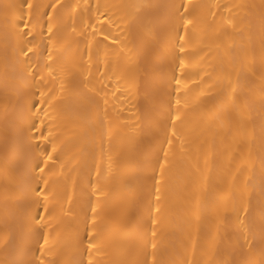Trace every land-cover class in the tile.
<instances>
[{
  "label": "bare ground",
  "instance_id": "bare-ground-1",
  "mask_svg": "<svg viewBox=\"0 0 264 264\" xmlns=\"http://www.w3.org/2000/svg\"><path fill=\"white\" fill-rule=\"evenodd\" d=\"M22 2L0 0V236L14 226L16 211L17 186L6 178L5 168L11 176L19 174L23 164L5 150L6 137L12 132L16 92L23 85L13 56L17 40L4 26L6 17L11 16L10 6L19 8ZM31 2L46 5L56 0ZM167 2L170 0H59L52 47L73 81L71 95L54 101L55 127L49 138L56 147L52 190L67 212L58 226L53 225L57 247L49 259L60 264L76 255L75 233L78 227L82 229L81 210L89 199L96 202L97 196L102 211L96 224L95 234L100 240V250L93 252L96 264H133L142 258L134 242L150 227L149 215L157 219L158 242L168 260L187 258L198 264L229 258L250 260L252 264L264 262L258 247L251 253L247 247H240L250 224L259 238L264 212L260 195L264 185V102L259 87L264 31L259 9L243 7L260 5L261 0H183L197 7L186 38L185 67L180 69L178 61L175 65V75L181 78V119L176 121V135H172V122L161 107L159 94L162 78H170L173 67L163 40L153 39L147 27L113 25L109 30L119 43L99 51L93 47L92 59L87 62L89 50L82 32L88 17L94 14L90 8L98 3L120 6ZM114 11L117 23L120 17L135 13L131 7ZM106 43L111 44V40ZM81 65L84 77L79 74ZM236 70H240L239 78ZM85 77L88 88L81 83ZM229 82L236 88V95L247 97L243 119L227 99ZM53 86L49 82L48 87ZM175 96L173 92V112L177 107ZM105 107L109 121L103 127L101 153ZM109 125L113 129L111 139ZM90 140L95 141L94 147L88 144ZM42 143L52 150V144ZM157 204L159 212L155 211ZM246 205L248 213L244 212ZM121 220L124 231L115 236L113 225Z\"/></svg>",
  "mask_w": 264,
  "mask_h": 264
},
{
  "label": "snow or ice",
  "instance_id": "snow-or-ice-1",
  "mask_svg": "<svg viewBox=\"0 0 264 264\" xmlns=\"http://www.w3.org/2000/svg\"><path fill=\"white\" fill-rule=\"evenodd\" d=\"M59 0L56 3L46 5L33 4L31 0H24L17 8H12L10 18L6 17L4 21L5 31H13L17 44L13 49V56L16 59V71L18 79L23 88H18L16 92L17 104L13 113L11 122V135L6 137L5 150L11 152L17 160H22V169L19 174L9 175L8 168H5V176L9 181L17 186L15 193L16 211L14 213V226L6 228L3 236H0V264H60L59 261L49 259L57 247V242L52 233L56 231L54 223L59 224L61 216L67 215L63 203L53 194L52 187L55 181V160L53 153L56 152L54 141L49 138L53 136L55 127L54 112L57 105L54 101H63L73 91V81L68 79L64 64L61 58L55 55L53 51L54 25L56 20V10ZM61 8L65 7L60 5ZM134 8L135 13L131 17H120L117 23V17L114 9ZM196 5L185 3L183 0L176 2L170 0L167 3H138L134 5H110L96 4L94 9H89L94 14L89 16L84 25L82 34L88 46V61L92 59V49L97 51L101 47L105 49L113 48L119 43V38L114 37L109 30L113 25L119 27L125 25L126 28L134 26L147 27L149 35L153 39L163 40L169 55L172 57V75L170 78L164 77L159 85V94L161 97V107L166 110L168 119L172 122V135H176V121L181 119L179 105L181 104V78L175 75V65L178 61L180 69L185 67L184 54L186 52L187 37L189 26L194 25L195 17L193 10ZM228 9L232 6L223 5ZM241 7V6H236ZM248 9H259V18L262 31H264V0L260 5H245ZM25 8L28 9L27 13ZM44 9L41 11V9ZM51 8L49 12L47 9ZM215 15V13H213ZM46 19V23H45ZM45 28L47 34H45ZM26 30V31H25ZM75 31V29H73ZM122 31L124 29H121ZM102 37V38H101ZM111 40V44L106 41ZM123 51V48L120 49ZM45 52L47 55L45 56ZM31 53V55H28ZM80 76L84 77V70L80 66ZM237 78H239V71ZM255 76V72H252ZM49 82L53 87H48ZM259 87L262 102H264V48H262V69L259 74ZM84 88H88L87 78L81 80ZM173 84L175 87H173ZM58 85V87L56 86ZM227 89L231 92L227 99L231 103L232 110L242 119L245 115L244 109L247 105V97L241 99L236 95V88L229 82ZM226 89V91H227ZM91 91V89H89ZM173 92L176 93L173 112ZM98 94V93H97ZM166 98V99H165ZM107 99L104 104L107 105ZM99 102H97V105ZM185 107L187 104L185 103ZM226 115H228L226 113ZM7 110L5 117L7 119ZM103 123L101 124V146L103 153V127L109 121L107 107L103 110ZM112 127L108 126V138L112 137ZM47 141L52 144V150L49 151ZM88 144L95 146V141L90 140ZM168 144L172 140L168 139ZM87 147L85 151H87ZM167 157V150H164ZM264 166V162H262ZM161 173L164 165L161 164ZM99 164L97 163V175H99ZM159 184L160 181L156 180ZM96 190L94 189V194ZM160 189L156 188V200H160ZM261 207L264 209V185L261 187ZM102 211L99 196L97 201L91 199L82 208V219L80 227L75 233L76 255L66 264H96L93 256L94 251L100 250V240L96 233V224L99 213ZM151 206L149 212L151 213ZM160 211L159 204L155 208ZM249 207H244V212L248 213ZM89 212L91 216H89ZM217 221L221 219L219 211L216 212ZM150 227L139 234L137 241L134 242L139 258L133 264H198L193 260L184 258L180 261L168 260L163 253V245L158 242V233L156 229L157 219L149 215ZM243 221L241 224L243 225ZM125 228L123 220L113 225V234L119 236ZM150 234V238H149ZM59 233L57 232V236ZM244 244L241 249L247 247L248 252H253L257 247L264 255V212L259 226V238H257L254 225L247 226V233L243 235ZM213 264H252L250 260L234 261L225 259ZM264 264V262H262Z\"/></svg>",
  "mask_w": 264,
  "mask_h": 264
}]
</instances>
